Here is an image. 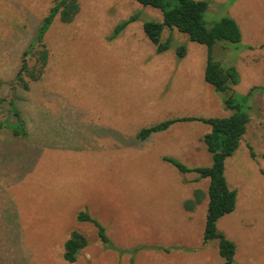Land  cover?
<instances>
[{
    "label": "rangeland",
    "instance_id": "rangeland-1",
    "mask_svg": "<svg viewBox=\"0 0 264 264\" xmlns=\"http://www.w3.org/2000/svg\"><path fill=\"white\" fill-rule=\"evenodd\" d=\"M53 1L0 0V99L16 98L32 149L46 137L51 145L41 149L32 173L0 195L1 207L10 206L11 196L21 232L20 240L3 241L0 264H67L62 250L71 231L88 241L74 264H223L218 242L203 241L208 180L163 161L210 167L202 142L210 127L181 122L143 142L134 137L170 119L230 115L204 81L206 47L173 29L168 51L155 54L142 22L160 21L158 10L134 0H78L74 21L56 18L45 34L49 59L41 81L27 91L14 84V92L8 83ZM197 1L208 2V26L225 17L238 25L240 43L217 42L212 57L237 71L233 90L245 98L249 118L224 163L235 208L216 227L234 244V264H264V0ZM137 13L139 21L111 38ZM168 35L165 29L162 39ZM179 46H185L183 58L176 56ZM197 189L204 198L184 209ZM83 210L104 228L115 251L104 249L94 226L76 221Z\"/></svg>",
    "mask_w": 264,
    "mask_h": 264
},
{
    "label": "trees",
    "instance_id": "trees-1",
    "mask_svg": "<svg viewBox=\"0 0 264 264\" xmlns=\"http://www.w3.org/2000/svg\"><path fill=\"white\" fill-rule=\"evenodd\" d=\"M143 7L156 9L161 14V20H145L142 30L145 37L154 46L155 54H163L171 46L173 29L187 36L189 41L204 45L207 49L204 68V81L221 96L224 107L230 111L228 117L223 118H178L170 119L142 128L135 134V141L143 142L152 134L164 132L172 125L181 122H200L210 127L202 142L206 151L211 155V166L208 168H187L177 160L163 158L165 163L175 167L181 174L194 172L199 179H207L208 204L205 216L203 241L218 242V253L223 259V264H234L235 247L227 240L216 227L217 221L223 216L234 211L236 192L227 186L224 176V163L238 149L240 141L245 134L249 118L243 111L241 100L244 97L235 94L233 87L238 83L239 76L233 67L223 68L213 59L212 49L217 42L239 44L241 35L236 22L225 17L211 26L204 19L208 7L207 1L197 0H134ZM232 5V4H231ZM78 0H54L53 6L43 18L37 28L33 41L28 44L20 55V66L13 81L9 82L11 90L15 92L14 84L20 85L23 91L30 88V84L39 83L48 64L49 50L44 42V37L50 26L57 18L63 24H70L79 13ZM139 21V14H133L128 19L121 21L114 29L111 38L120 33L131 23ZM169 35L162 39L164 30ZM176 56L183 58L186 53L185 46L176 48ZM4 85L0 82V86ZM252 88L249 94L255 89ZM13 92V93H14ZM0 99V195L5 194V189L10 185L18 184L35 169L36 161L43 147L49 148V142L44 139L42 147L32 149L34 142L27 128V123L16 106V98ZM242 98V99H241ZM47 141V142H46ZM29 148L31 151H29ZM13 175L8 184L7 177ZM8 192L6 193V195ZM0 196V248L3 241L13 242L20 240V226L18 215L15 212L11 196H8L9 207H1ZM204 198L201 190L193 192L192 199L186 200L184 209L190 211ZM5 200V201H6ZM78 223H88L96 229L98 240L104 249L114 250L104 228L85 210L76 216ZM10 233L9 236L5 233ZM15 233V234H14ZM8 237V239H7ZM88 246L84 235L71 231L63 243L62 259L67 264H74L81 252Z\"/></svg>",
    "mask_w": 264,
    "mask_h": 264
}]
</instances>
